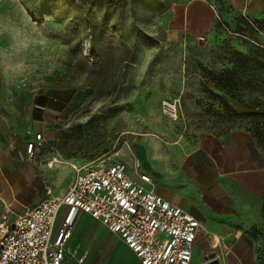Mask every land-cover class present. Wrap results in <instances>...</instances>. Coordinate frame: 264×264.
<instances>
[{"label":"rangeland","instance_id":"1","mask_svg":"<svg viewBox=\"0 0 264 264\" xmlns=\"http://www.w3.org/2000/svg\"><path fill=\"white\" fill-rule=\"evenodd\" d=\"M200 5L208 8L207 24ZM220 6L0 0V116L25 146L36 134L45 140L27 163L35 181L10 185L25 201L18 207L43 198V182L62 194L72 166L135 157L147 171V153L183 147L205 132H246L264 155V19L251 30ZM238 55L253 58L256 68L243 69ZM226 72L231 82L219 80ZM43 106L51 111L44 118ZM9 209V218L17 216ZM77 235L88 264H136L120 239L87 218Z\"/></svg>","mask_w":264,"mask_h":264},{"label":"crops","instance_id":"2","mask_svg":"<svg viewBox=\"0 0 264 264\" xmlns=\"http://www.w3.org/2000/svg\"><path fill=\"white\" fill-rule=\"evenodd\" d=\"M199 8L204 13L201 20L207 24L208 8L205 5ZM220 8L224 13L231 8L234 16L244 20L261 21L264 0H221ZM226 16L221 14L223 20ZM191 17L195 18L196 13ZM39 109H43V118L51 112L46 106ZM33 127L41 129L35 124ZM43 129L49 131L45 123ZM24 143L12 138L10 126L0 116V208L3 211L0 216L11 214L9 207L17 216L27 214L46 199L45 186H50L53 196L66 191L55 195L52 185L43 182V198L28 202L25 209L18 207L25 205V201L15 192L16 187L10 185H31L35 181L27 163L32 162L37 151L32 157L27 156ZM142 160L147 163L148 169L143 172L150 176L153 192L189 213L204 230L195 242L191 264L206 263L211 253L220 264H264V155L250 134L237 130L224 135L205 132L183 147L154 155L147 153ZM84 218L107 230L88 216H79L70 246L77 254L85 253L84 264H88L87 252L76 243L77 228ZM122 245L129 255L130 251ZM113 262H118L115 254ZM64 264L77 263L68 260Z\"/></svg>","mask_w":264,"mask_h":264},{"label":"built area","instance_id":"3","mask_svg":"<svg viewBox=\"0 0 264 264\" xmlns=\"http://www.w3.org/2000/svg\"><path fill=\"white\" fill-rule=\"evenodd\" d=\"M44 142L36 134L26 143V155L32 157ZM129 161L108 158L72 166V181L62 195L53 196L45 186L46 199L27 214L12 220L1 215L0 264H84L86 254L70 246L80 215L117 236L138 264H191L204 232L201 224L157 196L141 162Z\"/></svg>","mask_w":264,"mask_h":264},{"label":"trees","instance_id":"4","mask_svg":"<svg viewBox=\"0 0 264 264\" xmlns=\"http://www.w3.org/2000/svg\"><path fill=\"white\" fill-rule=\"evenodd\" d=\"M263 19H264V12H263ZM249 21L251 22V24L247 20H245L246 26H248L251 30H253V29L254 30H258L259 29V25L258 24H259L260 21H254V20H249ZM253 25H255V26H253ZM222 26H224V25H222ZM237 58H238V61H239V65L243 69L245 68V69H249V70L250 69L254 70V68H256L255 65L257 66V63L255 62V60L253 58H247V57H244V56H241V55H238ZM253 64H255V65H253ZM230 74H231L230 72L224 73L223 75L219 76V80H222V79L224 80V79L228 78L230 80L229 82H231L232 77L230 76ZM258 80H259V83L261 85H264V75L263 76H258ZM261 108H264V106H261ZM231 109H233V108L231 107ZM254 132H255L254 134H256L257 136L260 135L259 131L254 130Z\"/></svg>","mask_w":264,"mask_h":264},{"label":"water","instance_id":"5","mask_svg":"<svg viewBox=\"0 0 264 264\" xmlns=\"http://www.w3.org/2000/svg\"><path fill=\"white\" fill-rule=\"evenodd\" d=\"M204 264H220L218 258L215 256V254L211 253L207 257V261Z\"/></svg>","mask_w":264,"mask_h":264}]
</instances>
